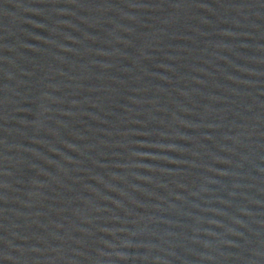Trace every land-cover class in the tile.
I'll list each match as a JSON object with an SVG mask.
<instances>
[{
	"label": "water",
	"instance_id": "obj_1",
	"mask_svg": "<svg viewBox=\"0 0 264 264\" xmlns=\"http://www.w3.org/2000/svg\"><path fill=\"white\" fill-rule=\"evenodd\" d=\"M0 264H264V0H0Z\"/></svg>",
	"mask_w": 264,
	"mask_h": 264
}]
</instances>
